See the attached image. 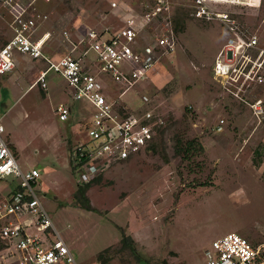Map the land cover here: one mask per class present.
I'll return each mask as SVG.
<instances>
[{
	"label": "rangeland",
	"instance_id": "obj_1",
	"mask_svg": "<svg viewBox=\"0 0 264 264\" xmlns=\"http://www.w3.org/2000/svg\"><path fill=\"white\" fill-rule=\"evenodd\" d=\"M28 1L30 11L48 16L35 36L50 34L45 48L50 59L83 55L87 29L113 34L132 16L142 28L143 44L167 20L176 35L175 53L121 96L123 90L101 71L95 55L83 56L85 66L102 77L104 92L116 100L117 110L125 108L127 115L149 111L166 121L153 143L156 151L97 178L100 182L88 192L95 211L74 201L80 184L71 164L83 123L91 115L87 104L73 102L67 88L65 95V81L54 74L56 90L34 86L48 68L42 59L16 55L14 71L0 77L6 139L22 171L41 172L35 189L76 264H143L122 248L124 235L146 264H207L206 251L230 232L264 246V83L248 87L241 80L225 87L215 80L216 57L231 36L227 27L196 19L191 0H164L166 10L151 24L142 23V17L157 0H116L117 8L103 0ZM223 10L246 38L257 37L264 50V0L260 6ZM10 23L9 14L0 11V48L12 38ZM60 104L73 110L68 123L57 116ZM178 139L188 149L195 140L198 153L180 156ZM7 192V184L0 182V200ZM49 236L53 238L51 232Z\"/></svg>",
	"mask_w": 264,
	"mask_h": 264
},
{
	"label": "built area",
	"instance_id": "obj_2",
	"mask_svg": "<svg viewBox=\"0 0 264 264\" xmlns=\"http://www.w3.org/2000/svg\"><path fill=\"white\" fill-rule=\"evenodd\" d=\"M103 1L111 8L118 7L116 0ZM191 1L196 19L218 21L231 35L216 57L215 80L225 87L241 80L248 87L264 83V50L260 49L257 37L246 38L230 13L223 10L260 6L262 0ZM164 5V0H157L154 9L143 15L142 23L151 24L154 17L164 13ZM32 7L28 0H0V11L9 14L12 30V38L0 48V77L14 71L16 55L42 59L48 68L40 73L34 86L47 90L48 75L57 74L66 81L74 102H85L93 109L91 121L83 126L81 140L71 153L79 184H89L107 169L129 163L149 151L166 121L149 111L122 114L115 101L105 94L100 78L85 68L83 56L93 53L101 71L122 87L123 95L140 81L149 79L161 61L175 53L172 21L167 20L160 29L150 32L151 41L147 44L142 43L143 31L134 16L113 34H100L89 28L85 33L88 49L82 58L66 55L50 59L44 52L50 34L38 39L35 36L48 16L30 11ZM56 113L60 121L66 122L72 109L60 104ZM258 114L262 117L261 110ZM40 178L38 169L21 170L0 119V182L8 179L17 182V187L0 200V242L4 246L0 249V264H76L35 189ZM206 255L207 264H264V246H256L236 232L215 240Z\"/></svg>",
	"mask_w": 264,
	"mask_h": 264
},
{
	"label": "trees",
	"instance_id": "obj_3",
	"mask_svg": "<svg viewBox=\"0 0 264 264\" xmlns=\"http://www.w3.org/2000/svg\"><path fill=\"white\" fill-rule=\"evenodd\" d=\"M180 20L177 19L175 20V23H178ZM84 64L86 65V63L84 62ZM87 67V66H86ZM120 112L122 114H126V110L120 109ZM127 115V114H126ZM176 149H177V153L180 154V156H183V158H187V155L190 153V151H193V153L195 154L196 152L198 153V143L193 140L190 144L191 149L185 148L184 146V142L180 141L178 139L177 144L175 145ZM186 147H188V144H185ZM200 148V146H199ZM150 151L154 152L156 151V147L154 144H152L149 148ZM202 151V148H201ZM101 179H97L96 181H93L89 184H80L79 187L77 188L76 193L74 194V201L80 205L81 208L86 209L88 211H95L92 206H91V202L90 199L88 197V192L90 190V187L93 184L99 183ZM4 246L3 244L0 242V249H2ZM122 248L125 250H128L129 252H131L133 255H135L137 257L138 262L146 264L145 261L141 260V258L138 257V255H136L135 253V245L133 240L130 237H127L124 235L123 239H122ZM106 262L104 261L103 264H105Z\"/></svg>",
	"mask_w": 264,
	"mask_h": 264
},
{
	"label": "crops",
	"instance_id": "obj_4",
	"mask_svg": "<svg viewBox=\"0 0 264 264\" xmlns=\"http://www.w3.org/2000/svg\"><path fill=\"white\" fill-rule=\"evenodd\" d=\"M46 34V33H45ZM47 46H45V48H46ZM44 52H45V49H44ZM22 56H24V55H22ZM25 57H27V56H25ZM82 58V55H79L78 57H76V58ZM27 58H29V57H27ZM60 58V57H59ZM30 59V58H29ZM58 59V58H57ZM85 59V58H84ZM83 59V60H84ZM96 59V58H95ZM40 60V59H39ZM85 61V60H84ZM84 61H82V63H83V65L85 66V64H84ZM85 68L86 69H90V68H87L86 66H85ZM91 70V69H90ZM92 71V70H91ZM94 73V72H93ZM52 74H54V73H50L49 75H48V89L47 90H44V89H41L39 86H37V87H39L41 90H44V91H48L49 89H50V86L51 87H53V89H57V87H56V85H53V82H52V79H51V75ZM96 74V73H95ZM54 75H56V76H58L57 74H54ZM106 75V74H105ZM107 76V75H106ZM60 77V76H59ZM108 77V76H107ZM63 79V78H62ZM108 79L110 80V81H112V83L115 85V86H118L120 89H122V87L119 85V84H117V83H115L113 80H111L109 77H108ZM64 80V79H63ZM65 81V80H64ZM100 81H101V83H102V77H101V79H100ZM65 83H66V81H65ZM32 88H34V86H32ZM66 88H67V92H68V94L69 95H71V91H70V89L68 88V85H67V83H66V85L65 86H62V89L64 90V93H66L65 95H67V92H66ZM28 90V89H27ZM123 90V89H122ZM123 92H124V90H123ZM123 92H121L120 93V96L122 95V93ZM71 99H72V95H71ZM74 102V101H73ZM115 103H116V100H115ZM87 104V103H86ZM125 107V106H124ZM87 108L89 109V113L91 114L90 116H89V118L87 119V121L85 122V123H83L84 125L83 126H85L89 121H91V118H92V114H93V109L87 104ZM125 109V108H124ZM91 111V112H90ZM72 115H73V110H72V113H71V116H70V118H69V120L68 121H66L67 123L70 121V119H71V117H72ZM60 122H62V121H60ZM83 129V128H82ZM81 132V131H80ZM2 182H4V183H6L7 184V190H8V192L6 193L7 195L8 194H10V192L11 191H13V189L14 188H16L17 186H16V184H17V182L16 181H13V180H11V179H8V180H6V181H2ZM13 185H14V188H13Z\"/></svg>",
	"mask_w": 264,
	"mask_h": 264
}]
</instances>
